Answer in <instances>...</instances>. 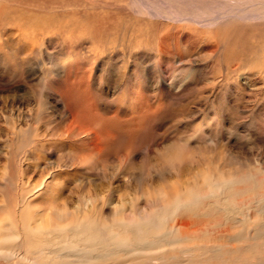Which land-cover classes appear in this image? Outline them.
I'll return each mask as SVG.
<instances>
[{
    "label": "rangeland",
    "instance_id": "1",
    "mask_svg": "<svg viewBox=\"0 0 264 264\" xmlns=\"http://www.w3.org/2000/svg\"><path fill=\"white\" fill-rule=\"evenodd\" d=\"M249 3L252 21L243 7L230 8L229 0H0V236L12 228L13 205L30 224L36 206L41 215L68 214L43 222L58 236L27 242L32 253H48L56 264H264V205L251 209V223L261 229L237 251L202 245L145 255L139 251L145 242L137 245L109 227L115 214L134 218L154 189L168 196L151 204V211L167 204L174 220L204 230L218 205H242L227 201L228 190L244 189L262 175L264 138L257 132L264 131V113L249 118L245 104L264 96L262 82L243 77L258 67L251 44L229 45L220 53L214 48L216 34L229 27L227 19L240 29L234 41L247 24L264 23V0ZM236 12L242 15L233 18ZM20 20L33 24L24 30L26 48L42 55L47 68L59 60L70 63L72 76L40 80L36 63L8 73L10 64L25 57L9 26ZM147 57L156 58L162 70L143 69ZM123 58L127 81L119 85L112 81L118 71L109 64L121 65ZM231 64L234 71L223 83L236 78L244 88H238L241 96L231 90V100L219 106L213 100L219 73ZM85 69L90 81L81 75ZM135 81L126 94V83ZM63 87V98L80 119L105 136L93 161L86 159L85 145L66 134L68 119L55 94ZM121 94L130 106L117 103ZM172 151L184 158L177 170L161 165ZM18 241L2 247L16 250ZM9 260L0 256V264Z\"/></svg>",
    "mask_w": 264,
    "mask_h": 264
},
{
    "label": "bare ground",
    "instance_id": "2",
    "mask_svg": "<svg viewBox=\"0 0 264 264\" xmlns=\"http://www.w3.org/2000/svg\"><path fill=\"white\" fill-rule=\"evenodd\" d=\"M257 1L261 2V0ZM249 2H252V0H248V4L240 1L229 0L228 6L230 8L243 7L245 13L247 12V21H252L255 20L253 11L254 5H251ZM240 15H242L240 12H236L233 18H237ZM231 20L232 19L226 20V23L229 26L227 27L226 32H219L214 37V48L216 52H222L229 45L251 44V54L258 63V67L252 68L248 72L245 71L243 77L247 80L246 82H262L264 84V23L259 24L256 21V25L247 24L248 28L245 26V30L242 31L240 38H236L234 41V38L240 29L233 26ZM211 25L212 23L209 22L203 26L210 27ZM215 25L219 26L218 22H215ZM9 26L12 28L13 35L17 38L15 39L16 43L20 45L23 44L19 46V49L17 50H21V56H25L23 59L19 60L18 63L9 65V74L15 75L18 70L22 71L25 66L36 63L35 68L37 69V76L40 80H48L51 74H55V76L58 77L72 76V66L70 63L62 64L63 61L59 60V62L54 63L51 68H47L42 55H39L36 50L30 49L31 47L26 48V45L22 41L24 38H28L23 36L24 30L27 31V29L33 26L29 20H20L19 22L15 21L9 24ZM163 39L164 38H162V40ZM233 41L234 43H232ZM29 53L31 55H29ZM148 57L143 62L145 64L143 69L150 70L151 73L161 71L162 68L158 64L156 58ZM37 58L39 60H37ZM2 59L4 60L2 61L3 64L10 63L9 61L6 62L5 57H2ZM51 62H49V64ZM118 64L119 63H111L109 65L111 66V70L118 71V74L115 75V80L112 81L117 82L120 85L122 82L125 83L127 81L126 70L128 68V62L126 63L123 58L121 65ZM241 69L246 68L242 66ZM233 71V65L231 64L219 73L221 83L218 85L215 97L213 98L215 102H218L219 106H224L225 103L231 100V98H229L231 90H237L235 95L239 96L240 94L238 88H244V86L241 85L236 78L223 83L226 78L222 79L223 76H227ZM81 75L83 76V79H86L87 81H90L92 78L91 72L87 69L81 72ZM154 77L157 81H159V76ZM135 83L136 81L134 83H126L128 85V91L126 94H131L133 92ZM64 92L65 87L56 91L55 94L60 98L64 106L65 115L68 119L66 134H70V136L74 137L75 142L78 144H84L89 151V155L86 159L93 161L95 157L102 154V148L105 145V136L99 133L94 127L80 119L79 113L67 103L66 97L63 98ZM120 96L122 97H116H118L117 103L121 105V108H123L122 105L125 103L129 104V106L132 104L130 99L128 102L124 100V96L127 95L121 94ZM245 104L248 106L249 118H254L261 112L264 113V96L261 98L253 96L249 98V101ZM259 121L262 125H264V116L261 117ZM257 136L264 138V131H258ZM183 161L184 158L178 152L172 151L164 154V159L162 160L161 165L177 170L180 168ZM121 165H123V162ZM41 189V187L33 189V194H36ZM167 196L168 194L165 191L153 189L150 194L145 197V208L134 214V218L124 219L122 217H117L115 212L114 214L116 216L109 226L111 232L114 233V235H123L122 237L135 242L137 245L145 242L147 245H141L143 248L140 250L138 249L145 255L150 253L152 255L164 254V250L167 249L177 250L183 247L190 249L192 247L200 248L202 245H207V247H218L219 250L225 249L226 251L241 250L243 249V245L246 240L254 239L255 236H253V232L261 229V226L255 224L252 225L251 221L253 218L251 215V209H259L264 205V169L262 170V175L254 179L251 183H248V186L244 189H230L227 191V201L235 202V199H239L241 200L242 205L231 206L228 209L222 208L218 205L217 211L211 216L213 217L211 221H208L203 225L205 227L204 230H201L200 227L191 229V224L189 222L181 221L180 219L174 220V212L168 210L167 204L159 205L155 211H151V204L163 202ZM43 202L49 206L52 199H43ZM202 206L204 207V205ZM38 208L39 207L35 206L33 209L36 212L33 213L36 221L34 224H30L26 216H24L21 211L20 206L13 205L10 212L12 228L10 229L7 237L0 236V256L10 259L8 264H56V259L51 260L52 258L48 253V257H45L44 255L37 256L32 253L28 249L27 242H30L31 237L35 238L43 236L42 238H46L51 234L58 236V230L54 228L45 229L48 225L43 222H48L50 217L53 215L56 219L62 220L68 216V214H65L64 210H58V212L52 215L48 213L41 215L37 210ZM84 211L85 210L82 209L83 213ZM169 221H171V224ZM210 224L215 226V228L209 227L208 229L211 230L206 229ZM41 229L45 230L41 231ZM12 238L19 240L16 245V250L11 251L9 249H4L2 247V242H9Z\"/></svg>",
    "mask_w": 264,
    "mask_h": 264
}]
</instances>
